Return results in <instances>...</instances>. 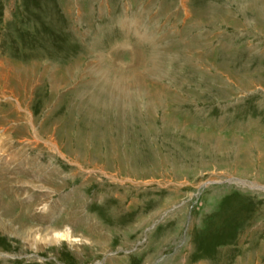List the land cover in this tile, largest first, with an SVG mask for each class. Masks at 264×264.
<instances>
[{
    "label": "rangeland",
    "instance_id": "374dc122",
    "mask_svg": "<svg viewBox=\"0 0 264 264\" xmlns=\"http://www.w3.org/2000/svg\"><path fill=\"white\" fill-rule=\"evenodd\" d=\"M0 137V264H264V0H0Z\"/></svg>",
    "mask_w": 264,
    "mask_h": 264
},
{
    "label": "bare ground",
    "instance_id": "6f19581e",
    "mask_svg": "<svg viewBox=\"0 0 264 264\" xmlns=\"http://www.w3.org/2000/svg\"><path fill=\"white\" fill-rule=\"evenodd\" d=\"M17 77V76H16ZM58 80V79H57ZM10 88V87H9ZM8 88V89H9ZM11 89V88H10ZM9 89V90H10ZM13 89V88H12ZM14 90V89H13ZM8 92V91H7ZM6 94V93H5ZM12 94V93H11ZM15 103H16V105H17V108H20V104L18 103V101L15 99ZM31 115V114H30ZM29 117V116H28ZM31 118V117H30ZM31 120H32V118H31ZM30 124V123H29ZM33 125V124H32ZM0 139H1V137H0ZM2 149L0 148V151H1ZM19 158V157H18ZM0 166H1V164H0ZM5 168L2 170V169H0V172H2V171H5L6 173H9V171H8V168H10V170H11V168L12 167H10V166H8L7 167V164H5ZM13 171H16V169H14V168H12V172H10V174L11 173H13ZM2 176V175H1ZM1 189H3L2 187H1ZM4 207H8V204H6V202L4 201V198L2 197V195H1V193H0V209L2 210V208H4ZM12 208V207H11ZM10 212V211H9ZM8 213V212H7ZM10 216V215H9ZM13 216V215H12ZM14 217V216H13ZM9 218H11V217H9ZM1 221V220H0ZM93 224V223H92ZM56 233V232H55ZM59 235H60V233H59ZM61 235H66V236H69L67 233L66 234H61ZM55 236V235H54ZM56 237V236H55ZM39 242L40 243H46V240L45 239H41V238H39Z\"/></svg>",
    "mask_w": 264,
    "mask_h": 264
},
{
    "label": "clouds",
    "instance_id": "9594fccd",
    "mask_svg": "<svg viewBox=\"0 0 264 264\" xmlns=\"http://www.w3.org/2000/svg\"><path fill=\"white\" fill-rule=\"evenodd\" d=\"M69 231H70V229H69Z\"/></svg>",
    "mask_w": 264,
    "mask_h": 264
}]
</instances>
